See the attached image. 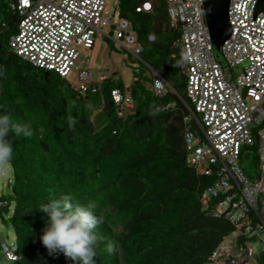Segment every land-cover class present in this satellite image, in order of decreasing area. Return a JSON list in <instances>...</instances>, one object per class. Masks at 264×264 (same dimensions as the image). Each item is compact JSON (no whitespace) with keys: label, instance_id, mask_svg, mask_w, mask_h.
Listing matches in <instances>:
<instances>
[{"label":"trees","instance_id":"trees-1","mask_svg":"<svg viewBox=\"0 0 264 264\" xmlns=\"http://www.w3.org/2000/svg\"><path fill=\"white\" fill-rule=\"evenodd\" d=\"M125 1L131 3L119 15L136 32L144 63L133 65V107L123 108L122 117L110 96L112 88L123 89L121 80L107 78L96 92L82 94L54 72L22 60L5 38L6 31L14 32L16 16L9 2L0 6V112L31 122L35 130L30 138L12 141L13 157L6 164L11 194L0 195V222L11 226L14 252L20 255L9 264H71L61 253L49 255L40 242L47 215L35 209L64 194L94 203L104 218L96 229L100 239L95 264H204L233 229L224 218L200 209L198 197L207 180L186 165L180 112L158 108L170 101L178 104V99L169 91L157 97L152 89L150 68L170 80L176 74L172 66L179 71L180 54L173 46L178 31L170 23L165 0H157L159 6L153 0ZM144 1L152 9L136 12ZM162 10L169 28L154 32L153 22ZM151 32L153 41L147 38ZM93 96L98 99L93 101ZM168 115H177L173 131L165 128ZM4 261L0 248V264ZM257 261L264 264V246Z\"/></svg>","mask_w":264,"mask_h":264},{"label":"built area","instance_id":"built-area-1","mask_svg":"<svg viewBox=\"0 0 264 264\" xmlns=\"http://www.w3.org/2000/svg\"><path fill=\"white\" fill-rule=\"evenodd\" d=\"M113 0H9L16 16L8 40L12 51L33 65L49 67L60 75L76 68L81 48L105 37L118 50L138 57L141 45L130 21L113 23ZM206 0H165L166 12L178 36L173 42L184 88L178 104H160V110L177 109L186 165L204 177L203 209L226 218L235 232L209 255L211 264H258L259 250L250 239L264 233V10L255 12L258 0H229L230 33L215 50L203 12ZM152 9L150 1L136 12ZM110 27V29H109ZM153 41V33L148 34ZM239 66L241 72L230 75ZM152 88L157 97L168 92L165 79L154 69ZM80 93L96 92L105 71L95 81L88 69H78ZM118 116L133 107L130 90L110 91ZM198 132V134L196 133ZM255 147L259 175L252 181L238 162L243 147ZM264 245H262L263 247Z\"/></svg>","mask_w":264,"mask_h":264},{"label":"clouds","instance_id":"clouds-1","mask_svg":"<svg viewBox=\"0 0 264 264\" xmlns=\"http://www.w3.org/2000/svg\"><path fill=\"white\" fill-rule=\"evenodd\" d=\"M19 57L22 60L30 63L32 66L46 71L54 72L56 75L66 79L67 81H69L71 73L76 70V68L73 69L69 75H60L52 68L36 66L28 60L23 59L21 56ZM159 74L162 76L161 73ZM107 78H109V76H107ZM124 85H127L129 87L128 84H123V86ZM34 131L35 130L31 122H23L17 119H13L10 113L0 112V166L8 164L13 157L12 141L18 138H30L34 135ZM207 185L208 183L206 182L199 194L198 199L200 202V209L203 212H208L211 214L209 210L203 209L200 200L201 193ZM1 204H4V201L0 200V205ZM12 207L13 205H11V209L9 207V210H12ZM35 209H38L43 213H46L47 215L45 226L41 231L39 239L49 255L61 253L64 257L70 259L71 264H95L94 256L96 255V246L98 244V240L100 239L96 229L98 225L104 223V218L97 214L96 206L94 203L77 202L71 194H64L59 198H53L45 203H41ZM220 218L223 217L221 216ZM224 219L227 220L226 218ZM232 227V231L225 234L218 242V244L212 249V251L225 240V237L227 235L233 234L235 232L233 225ZM250 241L253 243L254 239H250ZM0 248L1 253L7 262L18 260L20 258V255L14 252V249L9 246V244L4 240V238H2V236ZM112 250V246L109 245L107 247V251L111 252ZM209 255L207 256V263L211 264L208 258Z\"/></svg>","mask_w":264,"mask_h":264},{"label":"rangeland","instance_id":"rangeland-1","mask_svg":"<svg viewBox=\"0 0 264 264\" xmlns=\"http://www.w3.org/2000/svg\"><path fill=\"white\" fill-rule=\"evenodd\" d=\"M153 1L157 6H159L160 4L159 1L157 0H153ZM7 2H9V0H0V6L2 8H5L4 5H7ZM130 3L131 2L127 4L125 0H113L109 4V10L111 12V16L113 17V23H116L117 20L121 18V16L119 15L120 9L126 5H129ZM162 12L163 10L161 11V13ZM2 16L3 13L0 12V18H2ZM162 18L163 19L165 18L164 13H162L160 19H158L159 21L156 19L154 20L153 22L154 32L156 30L162 31L165 29L167 30L169 28L168 26H166L167 24L165 21L162 20ZM12 34L13 33L11 30L6 31L5 38L8 40ZM166 39H168V37ZM175 54H176L175 51H173L171 56H175ZM143 63L144 62H142L139 56L138 57L133 56L130 53H128L126 50L116 49L114 47L113 41L105 37H102V38H96L94 44L90 48H81L80 57L76 63V70L82 68L83 69L88 68L91 72V77L93 81L97 79L98 75H100V72L105 71L107 73V76H109V78H113L115 81L121 80L124 84L129 85L132 83L134 78L132 72L133 65L139 66ZM145 69L148 71L147 67H145ZM76 70H74L69 77V82L74 87H78L79 85ZM172 71L176 72V74L171 77L172 78L171 80L164 74H162V76L165 78L167 82L168 91L173 96L177 97L178 94L181 95L183 93L184 78H182V76L179 75L180 71H178L177 66H172ZM240 72H241V68L239 66H234L230 70V75H232V77L234 78ZM92 99L93 101H96L98 98L93 96ZM97 112L98 111L92 113L91 118L93 120H95L96 117L98 116ZM176 116L177 115L167 116V119L165 121V128H167L170 131H173V126L178 125V120ZM196 133L198 134L197 131ZM238 165L241 171L244 173L245 177L250 181L254 180L259 175V162L257 159V152L255 147L246 146L242 148ZM8 176H11L10 168L7 165L0 166V195L11 194L10 187L8 188V186L6 185L8 181ZM11 205H10V209H11ZM10 213L11 210H9L7 214L3 213V217L6 219L10 215ZM0 235L2 236V238H4V240L9 244V246L12 249L15 248L14 233L10 225L7 226V228H5V226L2 225L0 222ZM253 243H254V247L257 250L260 249L262 245H264V233H262L260 237H256ZM3 264H9V262L4 261ZM204 264H209V263L205 262Z\"/></svg>","mask_w":264,"mask_h":264},{"label":"water","instance_id":"water-1","mask_svg":"<svg viewBox=\"0 0 264 264\" xmlns=\"http://www.w3.org/2000/svg\"><path fill=\"white\" fill-rule=\"evenodd\" d=\"M228 2L229 0H206L203 2L206 24L217 52L224 39L230 33V25L227 18ZM260 10H264V0L257 1L255 12Z\"/></svg>","mask_w":264,"mask_h":264}]
</instances>
